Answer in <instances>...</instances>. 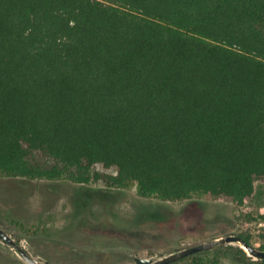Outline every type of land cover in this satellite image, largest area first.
I'll return each mask as SVG.
<instances>
[{
	"label": "trees",
	"instance_id": "trees-1",
	"mask_svg": "<svg viewBox=\"0 0 264 264\" xmlns=\"http://www.w3.org/2000/svg\"><path fill=\"white\" fill-rule=\"evenodd\" d=\"M95 166L143 197H251L264 0H0V173L88 183Z\"/></svg>",
	"mask_w": 264,
	"mask_h": 264
},
{
	"label": "rangeland",
	"instance_id": "rangeland-1",
	"mask_svg": "<svg viewBox=\"0 0 264 264\" xmlns=\"http://www.w3.org/2000/svg\"><path fill=\"white\" fill-rule=\"evenodd\" d=\"M91 171L102 179L78 183L0 173V228L48 264H133V256L157 259L226 235L247 236L260 250L264 244V180L255 181L253 195L241 204L210 195L168 201L140 196L134 184L108 187L103 176L111 171ZM228 246L242 248L230 243L201 254L242 264L222 249ZM0 264L27 263L0 240Z\"/></svg>",
	"mask_w": 264,
	"mask_h": 264
},
{
	"label": "water",
	"instance_id": "water-1",
	"mask_svg": "<svg viewBox=\"0 0 264 264\" xmlns=\"http://www.w3.org/2000/svg\"><path fill=\"white\" fill-rule=\"evenodd\" d=\"M0 240L8 244L13 250H15L18 253V255L21 257V259L27 264H48V263H41L34 257L30 256L27 250L19 243V241H15L10 235L5 233V231H3L1 228H0ZM230 243L240 244L242 246V249H245V251L255 259H264V250H260L253 247L251 244L246 242L241 236L226 235L202 243L188 246L181 250L172 252L168 255L160 256L157 259L133 256L132 262L133 264H175L188 257L198 255L204 252H208L217 246H222Z\"/></svg>",
	"mask_w": 264,
	"mask_h": 264
}]
</instances>
